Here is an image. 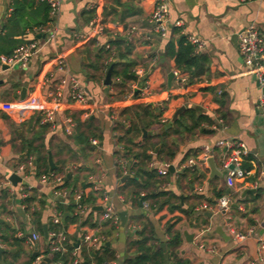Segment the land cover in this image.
I'll use <instances>...</instances> for the list:
<instances>
[{"label":"crops","instance_id":"1","mask_svg":"<svg viewBox=\"0 0 264 264\" xmlns=\"http://www.w3.org/2000/svg\"><path fill=\"white\" fill-rule=\"evenodd\" d=\"M155 1L118 0L116 3L107 0H60V12L53 23L57 29L55 37L52 40H46L34 31V28L45 20V4L38 0H0V56L10 54L16 47L34 38L41 39L40 48L31 58L27 68L16 66L0 68V186L7 188L5 185L9 181V176L16 165L22 162L20 159L25 158L27 144L32 141L36 145L42 144L47 155L50 152L55 164L56 161H65L64 169L72 171V182L76 175L78 177L76 184L80 185V181L86 176L95 190L104 191L111 197L116 195L122 205L114 211L126 212L124 237L120 236L119 223L117 231H113L110 235L102 232L107 228L102 225V214L91 216V222L96 221L95 227L89 224H68L61 217L60 224L64 226L69 239L74 236L77 238L74 245L79 261H83L80 253L82 247L94 249L95 252L100 249L102 244L90 247L83 240L84 233L96 230L106 238L104 242L109 243L106 245L110 246L115 256L124 257L128 249L127 242L135 237V231L140 228L143 214L151 222L161 241L167 239L164 228L168 220L179 218L174 225V229L178 230L183 237L178 255L188 260L189 264H264V251L261 257L258 254L260 241L264 243V115L259 106L263 91L254 76L248 73L247 66L238 51V33L248 25H255L264 35V0H168L170 21L165 36L156 33L153 25L148 21ZM110 4L115 7L110 9H113L116 14H109L105 25L112 31L113 34H111L115 35V31H118L116 20L120 14L123 12L129 15L125 24L128 28L134 27L135 31L130 36L127 35L128 29L120 34L133 43L134 48L131 53V58L135 63L133 70L140 77L139 83L147 80L150 89L148 97L142 98L138 94L132 101H125L123 104L118 103L119 101L113 102L115 92L110 85L107 88L103 80L96 82L87 77L86 65L94 58L95 49L89 43L90 38L87 37L89 22L96 14H100L103 18L104 7ZM49 20H51L50 17ZM175 21H180L182 26H175L173 24ZM180 36H185L187 39L189 36H194L204 42V46L200 49L192 45L197 53L205 57L208 68L205 76L191 84L185 83L182 87H179L178 80L179 76L184 75L174 67L172 59L165 55L166 44L169 41L177 44ZM96 39L97 46H100L107 38L99 36ZM57 55L64 57L67 73L74 75L83 84L91 101L97 105L96 111L89 117L94 119L100 131L101 123L97 113L101 106L106 105L113 108L117 103L119 109L132 104L145 103L159 107L164 110L162 117L168 119L166 126L171 124L170 118L182 105L185 108L196 107L211 117L212 124L204 125L209 132L202 133L196 130L193 134H185L183 137L173 135L172 139L168 140L169 143L173 141L176 146L175 157L166 161L173 166V170L161 176V182L156 184L157 190H169L178 195L180 205L192 211L191 215L187 216L179 210L171 211L168 204L163 205L158 212L146 210L142 207L141 198L138 205L133 204L131 200L124 201V195L117 193L119 184L123 182L121 179L126 175L122 173L121 168V175L117 174V165L120 167L121 162L127 161L131 172L127 175L131 176L133 172L130 167L135 160L122 159L120 156L124 148L118 150V141L116 142L114 137L106 132H101V140L95 138L97 141L93 144L97 148L95 151L69 157L68 147L78 152L77 146L70 138L75 132L76 119L84 122L87 118H83L81 109L70 105L67 96L68 83L63 90L66 103L55 115L54 128L49 127L44 130V127H41L42 124L38 120L37 101L27 102L26 99L24 101L22 99L46 77L52 84L63 77V73L54 70V58ZM169 72H173L170 87L167 85ZM208 88H215L217 94L221 92L226 94L223 107L218 105L215 101V93ZM23 89H25V94L21 99ZM44 93L45 88L42 90L43 95ZM41 99H39L40 105L42 104ZM218 108L225 113V120L217 116ZM69 116L74 122L71 133H68L65 128ZM217 119H221L223 124L219 126ZM213 124L216 127H213ZM114 127L111 121V134L116 128ZM157 129V126H152L149 133L156 134ZM227 137L240 139L245 144L247 152L242 166L244 162L250 165L245 177L238 181L232 189L225 184V172L219 170L218 155L221 151L215 149V143ZM137 140L139 138L135 139ZM156 140L157 138L154 139ZM204 145L214 148L217 153L214 160L218 171L221 172L220 176L211 175L208 164L199 160V154ZM159 148L160 145H156L153 151H149L152 154V160L148 165L153 163L154 166H150L152 168H156V163L165 161L155 157ZM101 149L113 154L114 157L115 174L108 185L101 180L106 174L98 158ZM187 152H189L187 159L192 158L196 161L193 167L197 174L202 175L198 180H191L189 176L180 177L187 161H182V158ZM115 159L121 162H115ZM81 166L88 167V170L77 172V168ZM39 178L40 176L35 175L33 168L28 169L26 178L28 186L36 194L46 196L44 208L40 209L38 205H35L36 210L41 213L43 233L30 224L28 213H24V207L19 204L18 185L12 184L14 195H12L10 206L16 209V213L11 215V220L6 223L19 230L24 228L27 238L21 243V247L15 250L16 246L9 247L2 240L1 228L3 227H0V242L5 245L4 251L0 254V262L4 254L18 250L21 251L17 258L14 260L8 258L12 264H24L30 254L50 259V255L46 252L47 237L44 236V226L47 228L48 223L52 222L56 201L70 203L74 201V196L71 199L68 191L64 198L57 196L53 185L42 183ZM128 192V190L124 191L125 194ZM217 192H221L222 195L229 194L232 197V203L225 214L214 208L218 199ZM210 201L214 204L208 203ZM95 205H102V200L98 199ZM138 207H141L143 212L136 214ZM197 207L202 208L196 210ZM81 213L85 217L87 210ZM64 215L69 216L70 213L65 211ZM191 217L197 219L191 221ZM0 221H4L1 216ZM248 228H253L254 231L250 237L241 242H236L232 238L230 229L245 231ZM185 231L193 235L192 240H185L183 234ZM32 233H38L40 237L33 240L28 236ZM113 241L122 246L121 253L112 247ZM87 255L91 264H95L94 255L89 253ZM38 262L35 258L31 264ZM105 262H114V259Z\"/></svg>","mask_w":264,"mask_h":264},{"label":"trees","instance_id":"2","mask_svg":"<svg viewBox=\"0 0 264 264\" xmlns=\"http://www.w3.org/2000/svg\"><path fill=\"white\" fill-rule=\"evenodd\" d=\"M108 2H118V0H107ZM46 5V17L44 22L38 25H44L49 21V6ZM109 14H116L113 9L104 7L103 22L107 23V16ZM93 15V14H92ZM91 15V16H92ZM129 15L121 13L117 21L116 34L112 35V31L104 29V35L106 40L100 46H97V39L90 38L89 43L94 46V58L86 65L87 77L89 79L95 80L96 82H101L105 76L108 67L113 64L111 71L112 82L110 87L114 89L115 95L113 102H118L123 98V95L128 90L131 83L138 81V76L134 72V61L131 58V53L134 48L133 43L128 40L125 36L120 34V32H125L128 26L125 24L126 19ZM112 33V34H111ZM111 37V38H110ZM108 45V47H106ZM165 55L169 56L173 65L176 69L180 70L182 75L186 77V84H191L196 80H199L207 74L206 59L202 54L195 51L194 46L188 41L185 36H180L178 38L177 44L173 41H169L165 47ZM108 88V86H107ZM215 93V101L220 107L225 104L226 94L221 92L217 94L215 88H208ZM138 96L135 94V97ZM219 107V108H220ZM216 110L217 116L225 120V113L220 109ZM164 110L159 107L153 106L150 103L145 104H132L125 106L120 110V115L130 120V125L128 128L124 129L120 125L116 124L115 129L119 130L122 135L118 138V143L123 146L124 152L122 159H134V163L131 165V171L133 172L129 178L119 184V195H124V201L131 200L133 204L138 205L139 199L149 203L150 210L158 212L161 207L165 204L169 205V209L179 210L183 214L189 216L192 211H188L180 205L179 196L169 190H157V183L162 180L161 175L157 172L156 168L150 167L148 164L152 160V154L149 151H153L156 145H160L155 157L159 160H171L175 157L176 146L175 143H169V139L173 135L183 137L185 134H193L196 130L202 133L209 132L204 125H211L213 120L211 117L204 112L199 111L196 107H186L185 110L180 114V116L170 125L166 126L167 123L161 122V117ZM40 114H38V120L40 122ZM38 123V121H37ZM41 124V123H40ZM152 126H157V133L150 134L149 130ZM44 130L48 129L50 125L42 124ZM143 130H147L148 134L145 137H141ZM73 144L78 148V152L75 149L68 147L70 152V157L84 155L86 152L95 151L97 148L91 143V139L101 140V131L97 124H95L94 119L88 117L84 122H80L76 119L75 132L70 137ZM135 141V139H138ZM154 141V139H156ZM118 155V154H117ZM189 156L187 152L182 161H186ZM33 158V166L35 175L41 176L47 174L48 171V155L46 149L42 144H34L29 141L27 144V151L25 153V158H21V163L27 161V158ZM58 167L53 170L54 174H61L64 176L62 182L53 187L54 190H66L68 191L69 197L73 198L75 194H80L78 203L76 201L70 203H62L61 201H56L55 208L61 213V217L65 222L74 223L79 225L89 224L91 227L96 226V221L91 222L93 214H102L101 211L95 212L91 210V207L95 205L98 199L102 200L103 191L95 190L93 184L88 182L85 176L81 181L80 185H77L78 177L75 175L74 182H72L73 176L72 171L65 170V161H56ZM117 174L120 176L121 171L119 165H117ZM244 170H249L250 165L246 162L243 164ZM82 170H88V167H78L77 172ZM66 174L69 176L67 178ZM191 180H198L201 178V174H197L196 169L191 167H186L180 173V177H188ZM128 190L127 194L124 191ZM143 193V195H140ZM222 193L217 192L216 197H221ZM257 196V195H256ZM12 195L9 193L7 188L1 189L0 196V216L4 214L13 215L16 213V209L11 210L9 208L11 203ZM71 198V199H72ZM159 200L161 202L159 203ZM46 203V196L44 194H36V192L31 189L28 197L19 200V204L24 205V213H28L29 222L36 229L43 233V224L40 220L41 213L36 210L35 205L39 206L40 209L44 208ZM214 204L213 202H208ZM77 204L85 207L87 210V215L83 217L81 212L77 209ZM68 211L69 216H65L64 212ZM142 220L140 221V228L135 231V237L127 242L128 249L126 250V255L123 257L122 264H189V261L180 257L178 255V249L182 244L183 237L178 230L174 229L175 223L178 221V217L170 218L165 225L164 231L167 235L165 241H161L151 222H149L143 214ZM28 219V218H27ZM141 219V218H140ZM197 219L196 217H191V221ZM4 220V219H3ZM103 227H107L106 230L102 232L106 235H110L113 231H117V225L112 223L111 220L102 221ZM0 227L2 232L3 241L9 247H21V243L27 238L24 228H21L24 232L23 237H16L15 233L18 230L12 227L6 221H0ZM47 233L49 231H64L66 230L61 224H54L52 222L48 223L46 228ZM67 235V234H66ZM77 238L67 236V242L65 244V251L49 253L50 261L41 259L37 264H73L77 255L75 252L74 241ZM163 243V246H162ZM21 250L13 253L9 252L3 255L1 259V264H12L8 258L14 260L17 258ZM83 261L78 264H91L88 257L89 254L94 255L95 264H102L105 261H111L114 259V251L110 246L106 245V242L102 243L100 249L95 252L94 249H88L87 247H82L80 250ZM36 256L30 254L29 259L24 264H31ZM78 259V258H77Z\"/></svg>","mask_w":264,"mask_h":264},{"label":"built area","instance_id":"3","mask_svg":"<svg viewBox=\"0 0 264 264\" xmlns=\"http://www.w3.org/2000/svg\"><path fill=\"white\" fill-rule=\"evenodd\" d=\"M40 2H44L49 6V20L44 25H38L34 28L35 33L39 36H43L46 40H52L56 34V26L53 25L56 17L60 12V0H38ZM239 1H248V0H239ZM170 13H169V4L168 0H156L150 13L148 16V21L153 25V29L156 33L161 36H165L168 30ZM175 26H182L180 21H175L173 23ZM106 25L103 22V18L100 14H96L95 17L89 22V30L87 37L88 38H97L99 36L104 35V29ZM135 28L130 27L127 30V35L130 36L134 33ZM40 38H34L33 40L21 44L16 47L10 54L0 56V68L3 66L13 67L16 66L20 68H27L31 58L37 53L40 48ZM188 41L193 44L197 49H200L204 46V42L194 36H189ZM108 47V45H106ZM238 51L243 58L244 63L247 66L248 73L252 74L256 81L259 84V87L262 89V95L260 98L259 106L262 114L264 115V35L255 27V25H248L242 31L238 33ZM54 70L57 72L63 73V77L59 79L58 82H54L53 84L50 82L49 78L43 79V81L35 87L32 91L28 92L26 96L22 99L23 101L26 99L28 102H36L38 103L39 114L41 116L40 123L48 124L50 127L54 128L55 126V115L57 111L60 109L62 105L66 103L64 97V88L65 85L69 84V92L68 98L70 105L81 109V114L83 118H88L93 115L97 109V105H95L88 95L83 84L72 74L67 73L66 63L64 57L61 55H57L54 58ZM140 77H138L139 79ZM179 87H182L186 83V77L179 76ZM45 88L44 95L42 94V90ZM149 84L147 80H142V83L139 81L133 82L129 85L128 90L124 94V97L118 102L123 104L125 101H132L135 97L136 91L142 98L148 97L149 93ZM43 95V99L40 97ZM41 99L42 104L40 105ZM22 101H20L21 103ZM117 103V104H118ZM111 107L109 118L113 122L114 126L116 124L120 125L122 128L126 129L130 125V121L121 117L120 110L117 107ZM66 121V131L71 133L74 128V122L72 117H67ZM168 119L166 117H161V122L166 123ZM216 124V123H215ZM213 124V127H216ZM217 124L220 126L223 124L221 119H217ZM122 135L119 130L114 129L112 136L118 141V138ZM92 144H96L97 141L95 139H91ZM118 150H122V146L117 144ZM215 149H219L221 151L220 155H218V166L219 170L225 172V184L230 189L234 188L238 181H241L245 175L247 174L246 170H244L242 166V162L246 155V146L240 140L232 137L219 139L215 143ZM217 153L214 148H211L208 145H204L199 154V160L204 163H207V159L209 157H216ZM115 162H121L119 159H115ZM33 158H27V161L24 163H20L16 165L13 170V173L19 175L21 177V181L17 183L18 190L17 193L20 199H24L28 197L30 194L31 187L28 186L26 182L28 169H31L33 166ZM196 164V161L192 158L187 159L184 164V168L191 167ZM157 172L161 176H165L169 172V166L171 165L169 162L161 161L156 163ZM150 166H154L153 163H150ZM121 171L124 175L130 174L129 166H127L126 162H121L120 164ZM64 176L61 174H54L52 171L47 174H43L40 176L39 180L42 183H48L53 185V187L57 184H60L63 180ZM7 190L11 195H14V186L12 183L8 181L5 185ZM0 186V196H1ZM54 193L57 196L64 198L67 194L66 190H54ZM80 198V194L74 195V202L78 203V199ZM142 207L144 209H150L149 203L146 201H142ZM232 203V197L229 194L222 195L217 199V202L214 208L218 211H222L225 214L226 210L229 208ZM102 215L101 221L111 220L114 224L119 223V215L111 206L109 202V196L106 192L103 191L102 197ZM24 207L22 204L20 205ZM35 207V206H34ZM11 210H14L13 206H9ZM202 207H197L196 210H200ZM77 209L82 212L85 210V207L77 204ZM4 221H10L11 215L4 214L1 216ZM61 213L56 209L53 212L52 222L54 224H60ZM231 236L236 242H241L246 238L253 235V228H248L245 231H234L230 229ZM16 237H23L24 232L21 230H17L15 233ZM31 237L33 240H37L40 235L38 233H32ZM105 237L99 233L97 230L93 232H88L83 234V240L88 243L90 247H95L97 245L102 244L105 241ZM67 242V235L64 231H49L47 233V250L49 253L61 252L65 251V244ZM0 247L3 248L5 245L0 242ZM212 251V249H210ZM264 251V243L260 241L258 247V254L261 257L262 252ZM43 259L42 256L36 257V261H40ZM80 261L75 258L73 264H78ZM58 264V263H55ZM102 264H115V262H103Z\"/></svg>","mask_w":264,"mask_h":264},{"label":"water","instance_id":"4","mask_svg":"<svg viewBox=\"0 0 264 264\" xmlns=\"http://www.w3.org/2000/svg\"><path fill=\"white\" fill-rule=\"evenodd\" d=\"M108 8H115L113 5H108ZM17 67V65H16ZM4 68H7V67H4ZM112 68H113V64H111L106 73H105V76H104V79H103V84L105 86H109L111 84V71H112ZM172 78H173V72H169L168 74V77H167V85L168 87H170L171 85V81H172ZM138 91H136L137 93ZM24 94H25V89H23L22 93H21V99L24 97ZM185 110V106L182 105L180 106L179 108L176 109V111L174 112V114L172 115V117L170 118V122L173 123L179 116L180 114ZM146 135V130H143V137ZM207 164L209 166V169L211 171V175H214V174H217V175H221V172L218 171L217 167H216V163H215V160H214V157H209L207 159ZM48 171L51 172L53 170H55L57 168V165L53 162L52 160V156L50 154V152H48ZM169 170L172 171L173 170V166L170 165L169 166ZM69 175L66 174V177L67 178ZM127 178H129V175H126L124 176L121 181H124L126 180ZM9 181L15 186L18 182L21 181V177L15 173H12L10 176H9ZM92 210L94 211H102L103 210V205H93L91 207ZM67 214V213H66ZM119 215V230H120V236L121 237H124V227L126 225V212L125 211H120L117 213ZM207 215H210V213H207ZM219 232L222 234V231L219 230ZM184 234V237H185V240L186 241H190L192 240V237L193 235L190 234V233H187L186 231L183 233ZM29 237H31V234L28 235ZM44 236L45 238L47 237V231H46V226H44ZM78 243V242H76ZM107 245L109 244L108 242L106 243ZM4 251L3 248L0 247V254ZM46 261H50V259L48 257L44 258Z\"/></svg>","mask_w":264,"mask_h":264},{"label":"rangeland","instance_id":"5","mask_svg":"<svg viewBox=\"0 0 264 264\" xmlns=\"http://www.w3.org/2000/svg\"><path fill=\"white\" fill-rule=\"evenodd\" d=\"M111 107L108 106H101L100 111L97 113V117L99 118V121L101 123V132H106L110 136L111 134V121L108 118V115L110 114ZM111 141V140H110ZM70 157V156H69ZM98 158L100 159V165L103 167L104 172L106 173L101 180L104 184L108 185L110 184L112 180V176L115 174V163H114V157L113 154L101 149L98 153ZM67 165V164H66ZM70 165V164H69ZM109 202L111 203V206L114 210L119 209L122 205L120 201H118L116 195L114 194L112 197L109 196ZM138 212H143L141 207H138L136 209V214ZM112 247L117 251H122V246L119 243H116V241L112 242ZM123 257L122 256H115L114 262L115 264H122Z\"/></svg>","mask_w":264,"mask_h":264}]
</instances>
